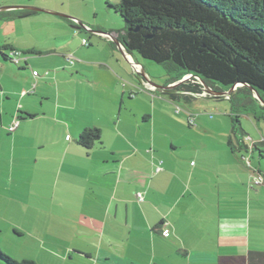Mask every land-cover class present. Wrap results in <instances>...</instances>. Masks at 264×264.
Wrapping results in <instances>:
<instances>
[{
  "label": "crops",
  "instance_id": "1",
  "mask_svg": "<svg viewBox=\"0 0 264 264\" xmlns=\"http://www.w3.org/2000/svg\"><path fill=\"white\" fill-rule=\"evenodd\" d=\"M24 5L0 6V219L10 221L13 235H25L16 219L51 218L43 205L54 204L70 211L65 216L86 220L80 238L88 244L76 248L75 240L51 241L48 248L63 259L77 251L98 264H248L250 252L264 251V184L254 183L264 179V137L253 140L256 148L247 138L250 147L233 151L229 139L241 143L231 127L230 152L224 154L231 164L220 163L210 178L194 160L179 165L186 159L173 154L178 147L173 142L172 152L146 153L150 142L156 145V106L148 103L156 97L150 93L168 92L183 81L168 87L152 82L134 52L115 41L118 32H106L108 37L76 17L55 14L64 11L56 6ZM38 22L52 23L69 37L47 42ZM82 32L109 43L75 42ZM13 51L20 53L18 63L10 57ZM175 91L177 96L194 93ZM207 92L213 98L226 95ZM127 95L129 100L142 96L148 108H132ZM14 121L19 125L11 132ZM93 127L100 129V142L87 148L78 139ZM243 131V137L252 136ZM124 141L129 147H122ZM256 150L258 161L253 160ZM116 219L120 230L108 225ZM55 230L37 229L38 236L53 239L61 234ZM56 246L60 250L51 248Z\"/></svg>",
  "mask_w": 264,
  "mask_h": 264
},
{
  "label": "trees",
  "instance_id": "2",
  "mask_svg": "<svg viewBox=\"0 0 264 264\" xmlns=\"http://www.w3.org/2000/svg\"><path fill=\"white\" fill-rule=\"evenodd\" d=\"M113 7L124 20L123 32L117 37L127 50L165 64L172 74L167 83L194 77L176 90L202 93V80L212 90L224 92L241 82L244 85L232 90L229 100L236 104L238 92H246L240 102L245 113L264 118L263 104L258 102L259 114L257 107L250 105L258 101L254 93L264 101V0H121ZM241 114L231 115L232 133L241 143L235 145L230 138L233 151L249 146V137L242 136ZM100 138V129L86 128L78 142L90 148ZM257 146L253 143L252 147ZM255 184H264V179ZM0 258L8 264H39L29 258L14 259L1 248ZM247 262L264 264V251L250 252Z\"/></svg>",
  "mask_w": 264,
  "mask_h": 264
},
{
  "label": "rangeland",
  "instance_id": "3",
  "mask_svg": "<svg viewBox=\"0 0 264 264\" xmlns=\"http://www.w3.org/2000/svg\"><path fill=\"white\" fill-rule=\"evenodd\" d=\"M120 1L121 0H0V6H27L24 5V2H30L31 4H34V7L44 9L47 8L43 6H56L61 10H64L56 11L59 14L76 17L96 26L95 28H101L104 32L111 31L117 33L119 31L123 32L124 20L122 16L116 12L113 5L118 4ZM67 11L73 13L74 15L65 13ZM42 15V17L45 18L53 17L45 12H42ZM25 19L30 18H24L23 20ZM38 23L44 33L43 38H45L47 42H55L58 38L56 41L58 43L60 40L69 37L67 34L63 37L64 35H62L59 28L52 23ZM32 27L33 26L30 24L28 28ZM83 38H86V40H88L93 46L99 43L103 45L109 43L103 39H99V41L96 42L97 37L93 34V32L80 33L77 37H75V42H79L81 44ZM133 52L145 65L146 71L150 75L149 79L160 87H168V85H166L167 80L172 74L169 73L165 64L157 63L153 60L144 58L137 51ZM9 66L18 67L16 64H10ZM189 78L191 80L194 79L193 76H189ZM9 80L12 82L11 78ZM201 81L200 83H202ZM124 83L125 82H123V84ZM175 90L176 89L174 88L168 92L158 90L155 93L154 91L150 93V95L153 94L155 95L154 97H156V99H153V97L148 98L149 107H152L153 104L156 106V110L154 112L156 145L154 147V143L150 142L146 153H152V149H166L168 152H172L171 143L173 142L175 146H178L177 148L175 147L176 149H173V154L176 155L178 153L177 155L179 157L186 159L182 160L183 163H179V165L185 166V161L190 163L191 160H194L197 162V165L203 166L207 169L203 171V173H208L207 176L210 178V176L217 171L220 163L226 165V167H229L231 164L230 160L225 158L224 155L226 150L230 152L229 147L227 146V140L232 127L231 114H243H241L240 120L245 131L252 135L249 136V141L253 143L254 139L257 140V138L260 139L264 137V118L256 121L253 117L247 115L245 113V108L240 105V102L244 99L246 92H238L239 98L235 100V104L229 100L228 97H226L231 91L226 92L225 96L215 98H213V96L207 97L209 93H206L203 97L198 96V94L196 95L195 93H188L187 95L183 93L178 95L177 98H172L171 95L177 92ZM140 94H142V91ZM140 94L138 93L135 97ZM253 95L258 101H252V104L250 103V105H253V108L255 105L259 114L262 110L261 108H258V102L263 105L264 103H262L255 93ZM126 97V103L132 106V108L139 107L141 110L148 108L145 101L141 99L142 96L137 99L131 97L133 100H129L130 97L128 95ZM251 106L248 105V107H246L249 112L252 111ZM178 108H180V110H178ZM123 112L124 115L128 113L126 107H123ZM257 125H260V128H258ZM121 144L122 140L120 139V145ZM123 144L124 145L122 147H129L128 143H125V141ZM143 146V143L140 142L139 147ZM260 148L263 149L261 161L264 166V144H260ZM258 159L259 151L256 150L255 158H253V160L258 161ZM43 206H46L49 209L50 215L52 216L51 218L44 217L41 219L37 218L35 220L31 219L27 221L15 220V222L21 224V226L25 228V235L23 236H14L10 221L0 219V229L3 230L0 232V248L8 256L17 260H22L23 258L35 259L39 264L102 263L97 262L96 259L89 258L86 255H80L77 251H71L69 256H66V259L59 256V253L51 251L53 249L48 248L50 244L52 245L51 241L59 242L61 245H68L71 240H75L73 243L76 248L77 246H81L82 242H86V244H88V240L85 241L80 238V233L85 229L86 220L82 217H75V215L66 214L67 216H65L64 213L70 211L54 204H47ZM94 223H96V221H93V224ZM108 225L112 228L115 227L117 230H120V219L113 220V222ZM54 227H56V230H59L61 233L58 235V238H56L57 235L55 236V239H53L51 235H45V237L38 236L39 231H37V229H43L44 231L49 230L51 234L52 231L55 230ZM93 238L96 239L95 237ZM93 243H95V241L91 240V244ZM94 247L97 246L93 244L90 247L89 252H93L92 254H94ZM51 248H54V250H60L59 246ZM0 264L8 263L0 258Z\"/></svg>",
  "mask_w": 264,
  "mask_h": 264
},
{
  "label": "built area",
  "instance_id": "4",
  "mask_svg": "<svg viewBox=\"0 0 264 264\" xmlns=\"http://www.w3.org/2000/svg\"><path fill=\"white\" fill-rule=\"evenodd\" d=\"M106 36H108V37H111V35H108V34H105ZM83 43L84 44H87L88 43V41L86 40V39H83ZM19 55H20V53L19 52H17V51H13V53H12V55H11V57L13 58V60L16 62V63H18L19 61H20V57H19ZM73 58L74 57H71L70 58V61L72 62H74V60H73ZM72 62V63H73ZM134 65H135V69L136 70H138V71H141V68L138 66V64H136L135 62H134ZM153 88V87H152ZM153 90H154V88H153ZM204 94H206V93H204ZM178 110H180V108H178ZM18 125H19V121H14L13 122V124H11L9 127H8V130L9 131H14L17 127H18ZM248 140H249V138H248ZM254 143V142H253ZM162 169V167H158L157 168V170H161ZM262 178H258V179H256L255 180V183H257V184H260V183H262ZM137 197H138V199L140 200V201H142V200H144V196H143V194L142 193H137ZM167 230H164L163 231V235H165V236H167Z\"/></svg>",
  "mask_w": 264,
  "mask_h": 264
},
{
  "label": "water",
  "instance_id": "5",
  "mask_svg": "<svg viewBox=\"0 0 264 264\" xmlns=\"http://www.w3.org/2000/svg\"><path fill=\"white\" fill-rule=\"evenodd\" d=\"M38 10H42V9H38ZM55 14H59V13H55ZM62 16L67 17L66 15H62ZM69 18H73V17H70V16H69ZM101 33L111 35L110 33H106V32H103V31H102ZM115 41H116L118 44H120V41H119L117 38L115 39ZM143 75H144V73H143ZM190 76H191V75H190ZM187 77H188V76H185V77L182 79V81L186 80ZM180 82H181V81H180ZM201 82H202V84H203L205 90L209 91V89H210V91H211L214 95H216V96L223 95L225 92H230V91L236 89L237 86L244 85V83H241V82H240V83H236V84H235L234 86H232L228 91H225V92H217V91L212 90V89H211V88H210L205 82H203V81H201ZM253 90H255V89H253ZM256 96L259 97V99L262 101V103H264V101L262 100V98H260V96H259L258 93H256Z\"/></svg>",
  "mask_w": 264,
  "mask_h": 264
},
{
  "label": "clouds",
  "instance_id": "6",
  "mask_svg": "<svg viewBox=\"0 0 264 264\" xmlns=\"http://www.w3.org/2000/svg\"><path fill=\"white\" fill-rule=\"evenodd\" d=\"M188 77L190 76V75H187ZM203 85V84H202ZM204 87V86H203ZM204 89V88H203ZM204 93H208L205 89H204V91H203ZM205 95V94H204Z\"/></svg>",
  "mask_w": 264,
  "mask_h": 264
},
{
  "label": "flooded vegetation",
  "instance_id": "7",
  "mask_svg": "<svg viewBox=\"0 0 264 264\" xmlns=\"http://www.w3.org/2000/svg\"><path fill=\"white\" fill-rule=\"evenodd\" d=\"M217 92H219V91H217Z\"/></svg>",
  "mask_w": 264,
  "mask_h": 264
}]
</instances>
